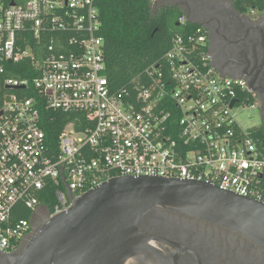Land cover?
I'll return each mask as SVG.
<instances>
[{
    "label": "built area",
    "instance_id": "obj_1",
    "mask_svg": "<svg viewBox=\"0 0 264 264\" xmlns=\"http://www.w3.org/2000/svg\"><path fill=\"white\" fill-rule=\"evenodd\" d=\"M10 2L0 0V76L11 88L0 108L1 254L20 249L35 219L119 177L200 181L264 204L258 127L238 122L256 105L243 79L213 68L204 26L173 37L132 91L113 92L94 0ZM57 112L72 121L52 137L44 117Z\"/></svg>",
    "mask_w": 264,
    "mask_h": 264
},
{
    "label": "water",
    "instance_id": "obj_2",
    "mask_svg": "<svg viewBox=\"0 0 264 264\" xmlns=\"http://www.w3.org/2000/svg\"><path fill=\"white\" fill-rule=\"evenodd\" d=\"M155 212L227 229L264 250L263 203L200 181L126 176L73 199L0 257L7 264H177L189 250L155 233L163 223Z\"/></svg>",
    "mask_w": 264,
    "mask_h": 264
},
{
    "label": "flooded vegetation",
    "instance_id": "obj_3",
    "mask_svg": "<svg viewBox=\"0 0 264 264\" xmlns=\"http://www.w3.org/2000/svg\"><path fill=\"white\" fill-rule=\"evenodd\" d=\"M177 1L181 6L169 0L161 5L178 6L188 22L205 27L213 68L223 77L245 81L256 105L254 114L260 117L258 127L264 129V9L239 12L229 0ZM159 214L163 223L155 233L189 250L177 264H264V250L232 231L165 212L155 215ZM45 221L42 217L32 222L21 246ZM0 264H7L6 259L0 257Z\"/></svg>",
    "mask_w": 264,
    "mask_h": 264
},
{
    "label": "trees",
    "instance_id": "obj_4",
    "mask_svg": "<svg viewBox=\"0 0 264 264\" xmlns=\"http://www.w3.org/2000/svg\"><path fill=\"white\" fill-rule=\"evenodd\" d=\"M2 1L7 5L11 0ZM15 1L23 4L26 0ZM229 1L239 12L264 9V0ZM94 5L101 22L98 36L103 39L104 74L113 92L132 91L133 86L143 79L145 70L162 59L172 38L190 32L197 25L191 22L180 24L178 20L184 15L180 7L158 5L155 0H94ZM57 35L72 36L61 32ZM20 77L35 76L21 73ZM3 79L0 76V108L6 94ZM50 117H44V127L52 137L72 121V115L66 113H51ZM252 134L259 146H264V129L258 127ZM51 205H47L49 209Z\"/></svg>",
    "mask_w": 264,
    "mask_h": 264
},
{
    "label": "rangeland",
    "instance_id": "obj_5",
    "mask_svg": "<svg viewBox=\"0 0 264 264\" xmlns=\"http://www.w3.org/2000/svg\"><path fill=\"white\" fill-rule=\"evenodd\" d=\"M172 4H180L177 0H169ZM167 0H155V4L161 5L162 3H166ZM185 11V10H184ZM238 122L244 129L251 128L253 126H259L260 125V117L257 114H254L252 116H249L248 114H241L238 117Z\"/></svg>",
    "mask_w": 264,
    "mask_h": 264
}]
</instances>
